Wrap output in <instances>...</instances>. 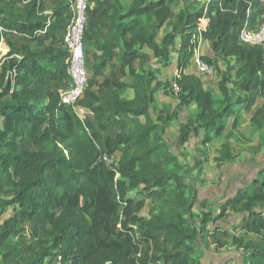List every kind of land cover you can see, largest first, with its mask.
<instances>
[{
	"label": "trees",
	"instance_id": "16d2710c",
	"mask_svg": "<svg viewBox=\"0 0 264 264\" xmlns=\"http://www.w3.org/2000/svg\"><path fill=\"white\" fill-rule=\"evenodd\" d=\"M177 1L129 0L126 9L120 0L93 8L88 3L83 42L85 58L95 49L92 73L103 75L115 59L118 71L130 75L132 82L118 76L98 84L87 80L82 97L89 100L90 113L82 116L79 98L65 103L60 96V90L72 84L63 41L69 1L0 0V45L8 49L0 67V211L12 206L16 213L0 223L4 264H204L194 255L199 240L210 244L204 226L224 218L228 209L243 213L242 227L257 238L244 244L234 239L246 264H264V172L261 180H252L222 202L216 217L211 210L196 212L197 190L188 186L183 173L190 167L169 151L161 132L192 105L196 111L186 117L178 141L202 133L201 143L207 145L223 133L230 113L248 111L255 97L264 94V45L240 40V31L255 16L264 23V0H185L173 14ZM163 25L165 34L159 40ZM14 34L22 38L20 44L13 42ZM200 39L236 62V89L223 74L218 99L199 76L185 72ZM144 46L161 67L177 53L173 82L179 101L170 111L159 110L158 122L148 124L141 116L153 119L155 91L169 83L158 78L157 67L146 69L151 54ZM200 58L211 63L208 55ZM127 87L133 90L131 98L121 95ZM252 122L264 128V101ZM109 125L117 132L102 140L101 132ZM115 152L117 162L103 159ZM148 198L155 203L147 216L140 215ZM39 214L46 225L33 232L32 246L7 245V239L19 233L24 215L32 219ZM206 232L227 233L218 227ZM152 241L160 253H149Z\"/></svg>",
	"mask_w": 264,
	"mask_h": 264
},
{
	"label": "rangeland",
	"instance_id": "374dc122",
	"mask_svg": "<svg viewBox=\"0 0 264 264\" xmlns=\"http://www.w3.org/2000/svg\"><path fill=\"white\" fill-rule=\"evenodd\" d=\"M16 2H21L25 0H14ZM90 6H107L108 1H97L88 0ZM185 0H179L172 5L173 14L176 13L180 8L183 7ZM187 1V0H186ZM205 2L208 0H199ZM124 9L128 7L129 0H120ZM52 3L47 4L51 7ZM49 12V9H48ZM208 19H202L200 25L205 27L208 23ZM262 25L261 17L255 16L250 20L247 26L250 29L260 28ZM165 34V25H163L158 32V39L161 40ZM13 42L20 44L22 38L19 35L14 34L11 36ZM179 42V39L177 40ZM144 51L151 54V57L147 60L145 67L150 70V67H157V76L162 81L169 83L167 87H161L155 91L154 101L150 106L151 113L153 114V121H146L143 116H141L142 121L146 124L149 122H158L157 114L159 110H172L179 101V95L177 88L174 86L173 77L177 70V53L172 52L170 55V60L168 66L161 67L158 62V58L154 57L152 52L147 46L143 47ZM8 51L4 45H0V67L3 64V55ZM95 51L94 48L86 53V84L87 80L93 78L97 81V84L103 81L104 78H113L114 76L120 77L126 83L132 82V77L130 75H123L118 71L119 62L113 60L104 69L103 75L94 76L91 70L90 64H92L97 56H93L92 53ZM96 54H99L97 51ZM202 55H208L211 58V63H206L201 60ZM88 60L90 63H88ZM134 66L140 71L138 67V60L134 61ZM231 67V68H229ZM187 73H192L200 77L203 87L213 93L216 98H220L219 94V82L223 74L227 73L230 76V82L228 86L230 88H235L236 85L233 81H236L235 70L236 62L230 57H224L221 54L215 53L207 40H199L198 49L196 50L194 56L190 59L188 65L185 68ZM154 81L151 82V85ZM94 90L97 89V85L93 87ZM238 90V89H237ZM123 98H131L133 96V90L127 87L121 93ZM264 94H260L255 97L254 102L248 111L242 108L235 110L227 116L226 128L220 136L213 137L211 142L207 145L201 143L202 133L198 137H192L188 142L180 143L178 141L179 129L185 121L186 117L193 114L196 109L194 106H189L181 111H179L178 116L170 121L161 131L162 136L165 140L169 151L175 154L179 160L184 164V167H190L188 172H183L188 186H192L197 190V196L194 201V211L199 212L203 210H212L214 213L218 214L220 206L218 203L224 202L227 197L238 192L243 186L251 183L252 180L262 179L261 172H264V128H257L252 122V115L256 109L263 103ZM89 100L85 96L79 98L78 107L79 112L82 116L90 113L88 109ZM132 124L129 125L128 129H131ZM117 132V127L109 125L107 131L101 132L102 140L107 137L113 136ZM119 152H115L113 157V163L117 162ZM222 156L224 160L217 161L215 158ZM109 164H113L108 162ZM171 186L167 187V191L171 193ZM132 195L139 199L137 194L131 192ZM4 196V195H3ZM205 201L201 206L200 202ZM160 201L158 200L157 203ZM155 203V201L150 198L145 200V205L138 211L140 215L147 216L149 208ZM229 211V210H228ZM15 210L12 206H9L6 210L0 211V223H2L9 216L15 215ZM227 215V214H226ZM226 215L224 217H226ZM18 216V215H17ZM235 217L240 219V215L235 214ZM208 224L204 226L205 232L210 244L205 245L202 239L199 240L194 253L198 257H206L207 264H212V259L207 253V249L213 250L215 252L223 253L224 251L229 252L230 250L238 251L243 250L242 247L236 246L233 242L234 239H241L244 244L248 240L257 239L253 234L248 233L243 228L232 229L225 235H214L213 233H208ZM46 223L44 222L42 215H37L32 219L27 216H23L18 223L19 233L12 235L7 239L9 246L17 245L27 249L28 246H32L34 242L33 232L40 231ZM219 242H224L225 245L218 246ZM5 243L0 245V261L2 260V253L6 249ZM235 246V247H234ZM149 253L158 254L160 250L157 247L155 241L150 243ZM143 255V251L140 257ZM238 259V258H236ZM231 260V261H230ZM48 261V260H47ZM47 263V262H46ZM58 263V258L55 260ZM163 264L162 261L159 262ZM0 264H4L1 261ZM7 264H14L12 261ZM221 264H234L231 258H226ZM243 264H246L245 259Z\"/></svg>",
	"mask_w": 264,
	"mask_h": 264
},
{
	"label": "built area",
	"instance_id": "2783aa9c",
	"mask_svg": "<svg viewBox=\"0 0 264 264\" xmlns=\"http://www.w3.org/2000/svg\"><path fill=\"white\" fill-rule=\"evenodd\" d=\"M70 18L63 36L64 46L68 51L67 71L71 78V86L60 90L63 102L73 103L83 94L86 85V66L83 36L87 23L88 0H68ZM240 40L249 45H264V23L260 28L250 29L245 26L240 31ZM107 162H113V156H104Z\"/></svg>",
	"mask_w": 264,
	"mask_h": 264
},
{
	"label": "crops",
	"instance_id": "0c3cea01",
	"mask_svg": "<svg viewBox=\"0 0 264 264\" xmlns=\"http://www.w3.org/2000/svg\"><path fill=\"white\" fill-rule=\"evenodd\" d=\"M185 72H186V70H185ZM235 194H233V195H235ZM233 195H231L230 197H232ZM227 198H229V197H227ZM221 203L222 202L218 203V205H220ZM228 210L226 211V214H227L226 217H224L222 219H214V220L209 221L208 222L209 223L208 229H213L214 227H218V228H220V230H225L227 232H228V230H230V232H231V230L234 228L235 229L240 228L242 230V228H243L242 222L244 220V214L240 213V212H235L232 210L228 211ZM219 212H220V210H219ZM219 212H218V214H219ZM262 213L264 214V208L262 209ZM218 214H216V213H214V211H212L213 217H216ZM235 214H238V216L240 215V219L235 217ZM209 245H212V243ZM207 250L208 251H207L206 255L208 254L211 257L212 264H221L224 261V259H226V258H231L234 264H243V260H244L245 255H244V252L241 250H238V251L230 250L229 252L227 251V253H226V251H224L223 253H219V252L217 253L213 250H209V249H207ZM206 257L207 256H203L200 258V260L204 264H207ZM236 258H238V259H236ZM1 261H0V263H1Z\"/></svg>",
	"mask_w": 264,
	"mask_h": 264
}]
</instances>
